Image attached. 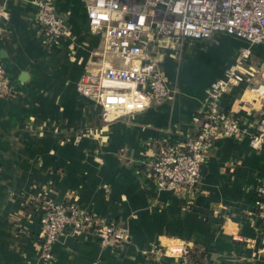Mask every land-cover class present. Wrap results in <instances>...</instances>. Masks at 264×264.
<instances>
[{"label": "crops", "instance_id": "obj_1", "mask_svg": "<svg viewBox=\"0 0 264 264\" xmlns=\"http://www.w3.org/2000/svg\"><path fill=\"white\" fill-rule=\"evenodd\" d=\"M1 2L9 19L0 58L14 94L0 95V264H177L181 244L205 264H264V220L254 203L264 141L251 137L264 128V100L250 97L245 82L219 100L242 131L216 140L190 203L183 188L159 187L144 164L159 144L192 133L206 107V87L223 76L242 41L185 40L179 63L169 55L161 62L168 99L104 117L77 90L99 43L89 32L84 0H56L71 36L51 45L43 43L29 0ZM248 63L264 76V48L253 46ZM44 197L114 222L127 240L101 243L94 232L66 228L45 258L37 238Z\"/></svg>", "mask_w": 264, "mask_h": 264}, {"label": "built area", "instance_id": "obj_2", "mask_svg": "<svg viewBox=\"0 0 264 264\" xmlns=\"http://www.w3.org/2000/svg\"><path fill=\"white\" fill-rule=\"evenodd\" d=\"M34 22L45 45L59 44L71 36L67 13L56 9V0H29ZM87 25L99 43L89 65L77 83V90L100 106L104 117H121L158 106L170 97L161 62L171 52H181L185 40L217 42L230 36L244 43L238 59L228 65L222 77L205 89L206 107L195 116L192 133L180 142L161 143L144 161L150 177L161 188H183L190 203L199 192L200 168L217 139L237 136L242 131L231 111L219 100L231 87L245 82L253 99L264 100L262 71L246 61L253 46L264 48V0H84ZM9 12L0 3V33L6 30ZM72 49V47L70 46ZM259 73L261 81L253 82ZM14 88L0 58V95H12ZM251 97V95H250ZM264 123V122H263ZM252 142L264 141V128L252 134ZM37 238L45 258L51 246L69 228L94 232L101 243H122L124 230L73 203H56L39 198ZM258 218L264 220V177L255 190ZM189 247L181 244L177 264H205L188 257Z\"/></svg>", "mask_w": 264, "mask_h": 264}, {"label": "rangeland", "instance_id": "obj_3", "mask_svg": "<svg viewBox=\"0 0 264 264\" xmlns=\"http://www.w3.org/2000/svg\"><path fill=\"white\" fill-rule=\"evenodd\" d=\"M242 47V46H241ZM241 47H238V50H240V48ZM238 50H237V54H236V56H235V58H234V61L232 62V63H230L229 65H231V64H233L238 58ZM171 53H173V54H171V56H170V58L172 59V60H174L175 62H177V63H179L180 62V60H181V58H182V55H181V52H171ZM164 59V58H163ZM246 61H248V59L246 58H244V66H246ZM162 62H163V60H162ZM227 68V67H226ZM225 68V69H226ZM225 71V70H224ZM224 74V73H223ZM213 81V80H212ZM168 82V81H167ZM211 82V81H210ZM209 82V83H210ZM249 93V92H248ZM250 95L253 97V96H255L253 93L251 94L250 93ZM256 97V96H255ZM256 100H258V99H256Z\"/></svg>", "mask_w": 264, "mask_h": 264}, {"label": "trees", "instance_id": "obj_4", "mask_svg": "<svg viewBox=\"0 0 264 264\" xmlns=\"http://www.w3.org/2000/svg\"><path fill=\"white\" fill-rule=\"evenodd\" d=\"M190 260H192V261H198V260H195V259L192 257V255H191ZM198 262H200V261H198Z\"/></svg>", "mask_w": 264, "mask_h": 264}]
</instances>
